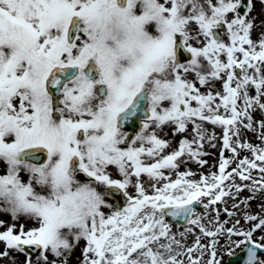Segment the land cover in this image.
Listing matches in <instances>:
<instances>
[{
	"label": "snow or ice",
	"instance_id": "snow-or-ice-1",
	"mask_svg": "<svg viewBox=\"0 0 264 264\" xmlns=\"http://www.w3.org/2000/svg\"><path fill=\"white\" fill-rule=\"evenodd\" d=\"M260 3L0 0V264H264Z\"/></svg>",
	"mask_w": 264,
	"mask_h": 264
},
{
	"label": "rangeland",
	"instance_id": "rangeland-1",
	"mask_svg": "<svg viewBox=\"0 0 264 264\" xmlns=\"http://www.w3.org/2000/svg\"><path fill=\"white\" fill-rule=\"evenodd\" d=\"M255 2V10H254V13L258 12L259 14L261 13V3H260V0H254ZM256 31H259V29H257ZM259 34L258 33H255L254 36H258ZM217 89H219L221 87V84L220 82L218 81L216 86H215ZM216 131L221 133L222 130L220 131V128L217 127L216 128ZM244 139H250L252 142L256 143V142H259L258 138H257V135H255L254 132L252 131H247L245 133V136L243 137ZM209 148L210 146L209 145H205V151L208 152L209 154L207 156L209 157H206V160H210V162L214 161V165H218L219 164V161H220V154H219V150H217L216 152H209ZM222 148V141H219L218 140V143H217V146L215 147V149H220L221 150ZM247 152L245 151H241L240 152V155H243V154H246ZM224 154L227 155V156H231L232 153L228 150H225L224 151ZM239 179V178H238ZM246 183V181H245ZM229 207H231V200H229ZM0 215H4L3 213H0ZM243 222V221H241ZM193 242V239L192 238H189L188 239V243L191 244Z\"/></svg>",
	"mask_w": 264,
	"mask_h": 264
},
{
	"label": "flooded vegetation",
	"instance_id": "flooded-vegetation-1",
	"mask_svg": "<svg viewBox=\"0 0 264 264\" xmlns=\"http://www.w3.org/2000/svg\"><path fill=\"white\" fill-rule=\"evenodd\" d=\"M255 114H256L257 118L259 119L261 116V113L259 111H257Z\"/></svg>",
	"mask_w": 264,
	"mask_h": 264
}]
</instances>
